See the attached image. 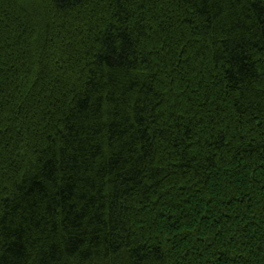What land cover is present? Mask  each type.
Wrapping results in <instances>:
<instances>
[{
	"label": "trees",
	"instance_id": "trees-1",
	"mask_svg": "<svg viewBox=\"0 0 264 264\" xmlns=\"http://www.w3.org/2000/svg\"><path fill=\"white\" fill-rule=\"evenodd\" d=\"M0 264H264V0H0Z\"/></svg>",
	"mask_w": 264,
	"mask_h": 264
}]
</instances>
